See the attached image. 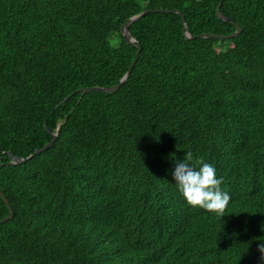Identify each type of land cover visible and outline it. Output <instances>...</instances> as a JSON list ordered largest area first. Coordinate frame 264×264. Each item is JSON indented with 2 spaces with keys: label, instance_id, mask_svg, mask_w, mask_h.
Returning <instances> with one entry per match:
<instances>
[{
  "label": "trees",
  "instance_id": "1",
  "mask_svg": "<svg viewBox=\"0 0 264 264\" xmlns=\"http://www.w3.org/2000/svg\"><path fill=\"white\" fill-rule=\"evenodd\" d=\"M219 2L0 0V264H264V0ZM186 151L223 216L177 191Z\"/></svg>",
  "mask_w": 264,
  "mask_h": 264
},
{
  "label": "clouds",
  "instance_id": "2",
  "mask_svg": "<svg viewBox=\"0 0 264 264\" xmlns=\"http://www.w3.org/2000/svg\"><path fill=\"white\" fill-rule=\"evenodd\" d=\"M194 155L186 151L182 159L173 158L174 169L171 172L177 191L185 202L192 207H198L223 216V212L231 200L228 192L221 188L222 178L217 176V170L211 163L198 160V167L193 165ZM257 251L264 260V239H258Z\"/></svg>",
  "mask_w": 264,
  "mask_h": 264
},
{
  "label": "water",
  "instance_id": "3",
  "mask_svg": "<svg viewBox=\"0 0 264 264\" xmlns=\"http://www.w3.org/2000/svg\"><path fill=\"white\" fill-rule=\"evenodd\" d=\"M224 0H220L219 4L217 5V8H216V16L217 18L219 19H222L223 21H226L228 23H233V21L229 18H227L226 16H224L221 11H220V6H221V3L223 2ZM153 10L152 9H146L144 11H142L141 13L137 14V15H134L132 17H130L126 23H124L121 27H120V31H121V34L122 36L124 37V40L128 43V44H131V45H134L137 47V50L138 52H140V44L134 39L131 37L130 35V32H129V29H128V26L138 20L140 17H142L143 15L149 13V12H152ZM155 11L157 12H169V10H163V9H156ZM173 13H176L178 15L181 16L182 18V23H183V31H184V34L186 36V38H194V37H198V38H217V39H225V38H231V37H237L239 35V33L241 32V29L236 26V30L229 34V35H220V34H213V33H206V34H200V35H196V36H192L189 32L186 31V28H185V20H184V17H183V14L178 11V10H172ZM137 56L134 58V60L132 61V63L130 64V66L128 67L126 73L122 76V78L120 79L119 83L117 85H114V86H108V87H98V86H94V87H86V88H81L79 90H81L82 92H89V91H99V92H115L119 89V87L121 85H123L129 75H130V72H131V69L132 67L134 66L135 64V61L137 59ZM69 97H67L66 99H68ZM56 139V133H53L52 134V138H51V141L49 143H47L46 145H44L43 147L41 148H38L36 149L31 155L27 156L26 158H16L14 156H11L12 157V160L9 162L10 164H19V163H22V162H25L27 161L28 159L32 158V156L50 148L54 141ZM0 197L2 199V201L4 202V204L8 207V215L5 216L4 218L0 219V224L1 223H4L5 221L9 220L12 218V215H13V210L9 204V201L7 200L6 196L4 195V193L0 192Z\"/></svg>",
  "mask_w": 264,
  "mask_h": 264
}]
</instances>
